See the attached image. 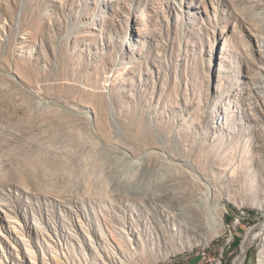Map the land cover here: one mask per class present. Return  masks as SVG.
<instances>
[{
	"label": "rangeland",
	"instance_id": "obj_1",
	"mask_svg": "<svg viewBox=\"0 0 264 264\" xmlns=\"http://www.w3.org/2000/svg\"><path fill=\"white\" fill-rule=\"evenodd\" d=\"M258 8L264 16V0H0V263L54 264L47 243L84 259L72 251L92 248L79 219L93 237L105 226L114 247L122 236L161 230L163 214L173 221L182 207L173 190L186 210L199 208L206 176L222 194L224 227H234L208 246L158 251L148 262L219 249L231 264L250 229L264 227V207L221 178L220 160L232 150L218 93L241 85L246 64L258 60ZM16 104H33L53 122L43 142L54 157L36 155L37 128L15 122ZM211 110L221 111L224 131ZM240 135L232 140L243 148ZM4 203L17 212V230ZM26 230L25 241L17 231ZM263 245L257 239L244 264H258Z\"/></svg>",
	"mask_w": 264,
	"mask_h": 264
},
{
	"label": "bare ground",
	"instance_id": "obj_2",
	"mask_svg": "<svg viewBox=\"0 0 264 264\" xmlns=\"http://www.w3.org/2000/svg\"><path fill=\"white\" fill-rule=\"evenodd\" d=\"M254 13H256L255 17L258 23L253 25L254 26V28L252 27L253 31L252 32L250 31V32L252 33L254 37H256V43L260 49V54H259V57L257 58L258 60H256V62L252 61L254 64V67H251L250 65L246 64V67L242 74L243 77L241 78L242 79L241 85L234 88L233 83L229 84L227 89L223 88L218 93V96L222 98L219 108H222L225 114L224 123H223V120L221 121H222V124H225L224 128L226 130H229L230 132L228 133L229 134L228 138H230L229 147L232 150V151H229L232 153L231 159L229 158L227 162L225 163L224 158H221L218 169H219V173L221 174V178H224V179L226 178L225 180L229 181L231 187L236 186L235 183L237 182L241 184L242 187L244 186L248 188L249 190L253 191V200H254L253 205H255L258 208H263L264 207V16L259 17V15L263 13L260 8H258L257 11ZM5 106H8V105L5 104ZM12 111H13L12 113L15 115L14 117L15 122L16 121L20 122V124L24 123L27 126H29V128H34V127L37 128L38 140H39V142L37 141V143H40V144L35 146L36 155L40 157L42 160L44 158H47L48 155H52V150L50 146L47 145L45 147V142H43V140H47V141L51 140L52 130L54 128L53 122L51 120L45 119L47 117L43 116L45 112H42L40 109L35 108V105L33 104H30L28 106H25L22 104H16V106L13 107ZM212 114H213V118L214 116H216L218 119V121L215 122L218 130L220 132L224 131L225 129L224 128L221 129V125L218 124V122L221 119L220 117L221 111L218 110V114L217 112L212 111ZM14 128L15 130L20 131V132L26 131L25 128H18L17 126H14ZM0 130H3V128H1ZM239 132H242V134ZM233 134H239V135L241 134L240 136H242V139L245 142V145L243 147L244 149L241 148V145L240 146L237 145L239 144V141L238 143L233 142L232 140L234 138ZM230 135H232V137H230ZM221 136H223V133ZM90 138L94 146L100 145V142L104 140L97 134H92ZM81 140H83V138ZM87 140H83V141H87ZM89 145L87 144V146ZM152 154H157V153L152 151ZM52 157H54V155H52ZM149 157H151V155ZM153 157L154 156L152 155V158ZM205 177L203 176L200 177L201 179H205V184L201 185L203 189V191L200 193L201 200H199L200 203H203L201 207L196 208L194 206L195 208L191 207L189 210H186V206H184L183 204H185L184 201H186L187 198L182 195L183 192L181 193V196H177V194L179 195V192L176 194L175 193L176 191L173 190L174 194H172L171 196L169 195L170 196L169 198L173 199V202H176L175 206H177V208L180 206L182 207L177 213L176 218H174L175 216H173V221L171 220L172 219L170 217L171 215L168 216L162 213L164 216L163 218L167 222V225L166 226L161 225V227H159V228H162L161 230H158V231L156 230L155 232L151 231L152 233H154L153 235H151L152 233L150 232L146 233V231H143L144 234H142L139 231L140 233L138 237H136V239L129 237L128 238L129 240H125V238L123 240L122 239L123 236H122L121 239H118L119 247H114L113 244L111 243L110 237L107 236V234H105L104 232L106 230L105 226L99 223V231L102 233V235L99 236L96 233V236H95L96 238H95L92 236L91 232L87 228L88 225L83 220L79 219L82 229L85 230V232L87 233L90 239L92 248H90V251H89L88 249L87 250L84 249L83 248L84 245H82L83 247L81 248L80 252H78L76 246L72 244L73 253H76L80 258H84V259H81L82 261L81 260L77 261V259L71 256L72 254L69 255L68 252L66 253L63 252L59 254V248H57V246H52V245H49V243H47V246L51 247L49 250H51L53 254L52 262L54 264H83V263L85 264H150V262H148L149 259H151V257L155 255L156 252L158 251H160V253L162 252V254L168 255L169 253H173L172 251H177V250L181 251L183 249L191 250L193 246H196L199 244H202L203 246H208L210 241L213 240L215 237H218L220 231L224 229L226 208L221 205L222 194L219 192L220 190L218 189L219 187L217 186V184L215 182L213 183L211 179L207 177L205 178ZM213 180H216V179H213ZM168 182H171V180ZM171 185L175 187L176 184L173 183ZM192 192H194V190H192ZM1 193H0V197H1L0 202H3V201L5 202V200L2 198ZM190 193L191 192H189V194ZM194 197H196L195 194H194ZM72 202H73L72 200H69V201L66 200L65 202H62L64 204H61V205L62 206H65V205L72 206L73 205ZM2 206H3L2 207L3 209H6V213L9 214L8 215L9 219L12 220L9 222L14 223L16 225L15 229L17 230L18 229L17 225L19 226L20 224L18 222L19 218L17 217V212L11 211L7 203ZM171 207H174V206H171ZM197 207H198V204H197ZM19 214L20 213H18V215ZM171 214L173 215V213ZM12 215H15V216H12ZM135 220L136 219H134V221ZM171 222L174 228H171L170 226ZM136 223L139 224L138 221H136ZM15 232L16 231H14V233ZM17 232L21 235V237L24 240H25V237L27 238L26 234L29 233L28 230H26V232L25 231H22V232L17 231ZM69 234L73 235V233H71L70 231H69ZM103 235L107 237L105 238L106 240L103 239L102 237ZM260 238L261 240L264 241V227H262L259 231L254 232L253 243L257 239H260ZM28 245L30 246V244ZM27 249H29L31 253L34 252L30 248H27ZM152 258L154 259V257ZM236 258L237 257L234 258L231 264H233L236 261ZM156 259L157 258H155V260ZM223 260H224V255L222 251L221 253H218L215 255L213 264H223ZM0 262H2L1 257H0ZM257 263L264 264V245L258 254ZM241 264H244V263L241 262Z\"/></svg>",
	"mask_w": 264,
	"mask_h": 264
},
{
	"label": "water",
	"instance_id": "obj_3",
	"mask_svg": "<svg viewBox=\"0 0 264 264\" xmlns=\"http://www.w3.org/2000/svg\"><path fill=\"white\" fill-rule=\"evenodd\" d=\"M260 224L261 222H258L250 229L246 239L242 241V244L240 246V253L238 254L236 261L233 264H241V262H245V260L247 259V254L253 244V234Z\"/></svg>",
	"mask_w": 264,
	"mask_h": 264
},
{
	"label": "crops",
	"instance_id": "obj_4",
	"mask_svg": "<svg viewBox=\"0 0 264 264\" xmlns=\"http://www.w3.org/2000/svg\"><path fill=\"white\" fill-rule=\"evenodd\" d=\"M206 251H197L188 255L179 256L170 260L167 264H206L205 258L202 257Z\"/></svg>",
	"mask_w": 264,
	"mask_h": 264
},
{
	"label": "built area",
	"instance_id": "obj_5",
	"mask_svg": "<svg viewBox=\"0 0 264 264\" xmlns=\"http://www.w3.org/2000/svg\"><path fill=\"white\" fill-rule=\"evenodd\" d=\"M234 226H231V225H227L224 227V229L227 231L228 228H232ZM219 252V249L213 251V250H210L209 252H205L203 255H201L202 257L205 258V263L206 264H213V261H214V257L216 255V253Z\"/></svg>",
	"mask_w": 264,
	"mask_h": 264
},
{
	"label": "trees",
	"instance_id": "obj_6",
	"mask_svg": "<svg viewBox=\"0 0 264 264\" xmlns=\"http://www.w3.org/2000/svg\"><path fill=\"white\" fill-rule=\"evenodd\" d=\"M239 241V240H238Z\"/></svg>",
	"mask_w": 264,
	"mask_h": 264
}]
</instances>
